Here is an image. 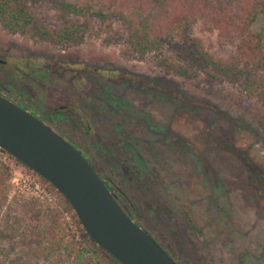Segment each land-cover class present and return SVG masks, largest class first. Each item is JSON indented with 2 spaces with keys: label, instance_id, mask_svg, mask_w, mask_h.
I'll return each instance as SVG.
<instances>
[{
  "label": "rangeland",
  "instance_id": "rangeland-1",
  "mask_svg": "<svg viewBox=\"0 0 264 264\" xmlns=\"http://www.w3.org/2000/svg\"><path fill=\"white\" fill-rule=\"evenodd\" d=\"M17 1L33 21L0 23V80L46 112L179 264H264V183L243 160L264 176V91L180 53L196 38L210 62L236 65L240 35L198 20L151 47L121 0ZM68 28L76 38H53ZM252 28L264 33V18ZM90 238L66 197L0 148V264H118L79 257Z\"/></svg>",
  "mask_w": 264,
  "mask_h": 264
},
{
  "label": "water",
  "instance_id": "water-1",
  "mask_svg": "<svg viewBox=\"0 0 264 264\" xmlns=\"http://www.w3.org/2000/svg\"><path fill=\"white\" fill-rule=\"evenodd\" d=\"M0 148L61 192L94 242L121 264H179L118 202L76 146L2 95Z\"/></svg>",
  "mask_w": 264,
  "mask_h": 264
},
{
  "label": "trees",
  "instance_id": "trees-1",
  "mask_svg": "<svg viewBox=\"0 0 264 264\" xmlns=\"http://www.w3.org/2000/svg\"><path fill=\"white\" fill-rule=\"evenodd\" d=\"M121 1L122 3H127V5H133L137 9L136 12L140 16L138 23L144 35L146 37L151 36L153 39L151 47L161 45L162 40L165 41L167 37L174 35L187 22L198 20H202L223 34L232 35L235 33L240 35L239 60L241 62L238 61L236 65L232 64L228 66L227 63H220L219 61L210 62L208 52L196 38L188 40L189 44H187V47L185 45L184 50L180 51V53L188 62H192L200 69L213 66L216 72L225 73L230 78L235 77L242 80L243 85L251 93L256 94L264 91V82L257 77L256 73L251 72L253 69H264V33L255 34L252 28L254 23L264 18V0ZM63 5L74 13L81 12L73 4L64 3ZM32 21L33 14L29 11L26 4L17 0H0V23L10 31H27ZM42 31L53 34L51 30ZM76 33V29L68 28L54 32L53 38L60 41L63 39L71 40L76 38ZM242 62L244 64H241ZM248 65L249 68H247ZM243 160L256 178L264 183V179L262 178L264 177L263 171L258 168V165L250 158L244 157ZM90 163L93 165L91 161ZM94 168L98 171L96 166ZM100 176L102 177L101 174ZM106 184L110 190L114 191L115 186L112 182L106 181ZM137 222L141 225L139 221ZM90 241L91 246L88 248V251L86 248L79 246L77 251L79 257L85 254H89L92 257L105 255L111 261L121 264L103 248L96 246L92 238H90Z\"/></svg>",
  "mask_w": 264,
  "mask_h": 264
},
{
  "label": "flooded vegetation",
  "instance_id": "flooded-vegetation-1",
  "mask_svg": "<svg viewBox=\"0 0 264 264\" xmlns=\"http://www.w3.org/2000/svg\"><path fill=\"white\" fill-rule=\"evenodd\" d=\"M3 63H6V60L4 59H0V64L2 65ZM12 76H14L13 72H11ZM1 75V73H0ZM41 81H43V79H41ZM0 95L4 96L5 98H7L8 100L12 101L13 103H15L16 105L20 106L21 108L25 109L26 111L30 112L31 114L35 115L36 117H38L40 120H42L44 123H46L48 126L51 127L50 124V119L49 117L46 115V112L42 111L40 112L39 106L34 105L31 102V98L30 97H26L24 96V94L22 92H20L19 90H17L14 87L11 86H7L3 83V81L0 80ZM66 105L62 106L61 109H66ZM52 128V127H51ZM55 130V129H54ZM56 131V130H55ZM57 132V131H56ZM59 133V132H58ZM60 134V133H59ZM62 135V134H61ZM63 136V135H62ZM70 141V140H69ZM71 142V141H70ZM80 150V149H79ZM81 151V150H80ZM84 155V154H83ZM85 156V155H84ZM86 157V156H85ZM105 179V178H104ZM107 182L108 180L105 179ZM114 192L116 193V197L118 202L125 208V205L123 204V202L121 201V198L119 196V192L118 189L115 187L114 188ZM131 213V212H130ZM132 215V214H131ZM133 216V215H132ZM134 217V216H133ZM135 218V217H134ZM137 220V219H136Z\"/></svg>",
  "mask_w": 264,
  "mask_h": 264
},
{
  "label": "built area",
  "instance_id": "built-area-1",
  "mask_svg": "<svg viewBox=\"0 0 264 264\" xmlns=\"http://www.w3.org/2000/svg\"><path fill=\"white\" fill-rule=\"evenodd\" d=\"M3 150V149H2ZM6 152V151H5ZM8 153V152H7ZM9 154V153H8Z\"/></svg>",
  "mask_w": 264,
  "mask_h": 264
}]
</instances>
